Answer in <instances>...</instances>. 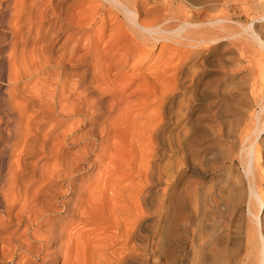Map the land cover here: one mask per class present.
Instances as JSON below:
<instances>
[{"label":"bare ground","instance_id":"6f19581e","mask_svg":"<svg viewBox=\"0 0 264 264\" xmlns=\"http://www.w3.org/2000/svg\"><path fill=\"white\" fill-rule=\"evenodd\" d=\"M236 6L251 14L244 25L234 19ZM263 15L264 0H0L2 264H159L151 258L156 250L175 264H264V60L248 47L261 42L252 21ZM153 49L155 60L142 67ZM132 56L137 69L121 84L118 68ZM236 56L257 73L246 82L253 107L243 112L219 87L239 68ZM33 76L40 78L31 83ZM133 79L152 86L151 99H132ZM72 114L74 134L88 125L74 135L75 157L57 153L56 162L40 166L41 125ZM235 161L243 220L230 175L225 190L212 179L202 191L199 180L187 178L219 175ZM78 164L106 171L81 186L88 200L74 197L69 217L53 218L70 208L62 197L80 186ZM37 177L44 187L29 193ZM201 191L209 211L194 227ZM13 225L22 226L20 236H2Z\"/></svg>","mask_w":264,"mask_h":264},{"label":"rangeland","instance_id":"374dc122","mask_svg":"<svg viewBox=\"0 0 264 264\" xmlns=\"http://www.w3.org/2000/svg\"><path fill=\"white\" fill-rule=\"evenodd\" d=\"M39 1H41V0H39ZM47 4H45V3H43V5L41 6L40 4L38 5V7H45ZM85 8V7H84ZM84 8H82V9H76L77 11H83V9ZM73 11V13H74V11L75 12H77L75 9H74V7H73V9H72ZM245 13H244V12ZM243 11H242V9H241V7H239V6H236L235 8H234V12H233V15H234V19H236L237 21L236 22H238V23H241V24H245L246 23V21L250 18V16H251V14H249L246 10H244L243 9ZM259 12H263V10L261 11H259ZM245 14V15H244ZM264 15H263V17H261V18H258L257 20L255 19L254 21H252V26L254 27V29L255 30H257V32H258V35H259V37H260V41L261 42H259V43H253V42H250V43H248V47H250V51H252V52H254L256 55H258V57H260V59H262V60H264V58H261V56H262V54H263V56H264ZM37 26L35 25L34 26V29L30 32V40H32V38L34 37V36H36L37 35V29L38 28H36ZM238 28V27H237ZM43 31H45V29L44 30H42V32ZM98 45H103V42L101 41V42H99V44ZM260 45V46H259ZM156 53H157V50L156 49H153L152 50V52H151V58L150 59H148V61L145 63H143V62H141V63H143L141 66L142 67H145V66H147V63L150 65L151 63H152V61H154L155 60V56H156ZM69 57V47H68V53H67V55H66V59ZM236 58L238 59L237 61L239 62V68L237 69V70H234L233 71V73L231 74V75H227V76H225L224 78H222L221 79V81H220V84H219V87H220V90H222V91H225V92H223L226 96H225V99H226V101L228 102V103H230L231 102V100H233L232 102H233V105L238 109V111L240 112V111H245V110H247V108L249 109V108H252L253 107V100L249 97V96H247V95H249L248 94V84L246 83V82H249L250 80H251V78L252 77H254V76H257V73H256V70H255V68L252 70V72H251V69H246L245 68V64L243 63V61L244 60H242V57H240V56H236ZM133 56L131 57V58H129V60H128V62H127V64H125L124 66H123V68H118V70H120L121 69V71L124 73V76L122 77L121 76V74L119 73V75H117L119 78V81L121 82V84H122V79L124 78V77H126V76H129V74L131 73V71L132 70H136L137 69V67L136 66H134V65H131L132 64V61H133ZM150 61V62H149ZM169 67H172V66H169ZM41 75H44V73H42ZM38 78H40V77H38ZM37 78V76H33V77H31V78H29L30 80V82L32 83L33 81H35V79H38ZM249 80V81H248ZM132 81V83H130V86L131 87H129V93L131 92V94H132V92L134 93V94H132V99L133 98H135L137 95V98L140 100V98L143 100V101H145V100H147V99H151V95L149 94L150 93V90L151 91H153V88H152V86H144L143 84H142V82L139 84V82H140V80H136V81H134V79L133 80H131ZM19 83H21L22 85H23V82L22 81H20ZM138 83V84H137ZM120 83H119V85H121ZM134 85V86H133ZM138 85H141V86H139L138 87ZM144 87V88H143ZM151 89H150V88ZM222 88V89H221ZM226 88V89H225ZM233 88V89H232ZM150 89V90H149ZM231 89V90H230ZM138 90V91H137ZM148 91V92H147ZM230 91V92H229ZM137 92V93H136ZM128 93V92H127ZM128 93V94H129ZM231 94V95H228V94ZM141 94V95H140ZM143 94H144V96H143ZM147 94V95H146ZM148 94H149V96H148ZM188 95V94H187ZM148 96V97H147ZM227 97V98H226ZM232 98V99H231ZM229 99H231V100H229ZM142 100H140V101H142ZM131 101V100H130ZM156 101V99H152V103L153 102H155ZM59 108V107H58ZM240 108V109H239ZM72 116V117H71ZM112 117V116H111ZM59 119H56V121H55V123L53 124L52 123V125H50V123L48 124L47 122L45 123V125L44 124H42L41 126H42V130L41 129H39V130H41L42 131V133H45L46 132V135H45V143H44V152H46L45 153V157H43L44 156V153H43V155H40V154H42V153H40V152H37V156H38V154H39V156L37 157L36 155V157H37V160H35V156L34 157H32L33 159H31V161L32 160H35L36 162H37V164H39L40 166H49V165H51V164H53V162L55 161L56 162V156L57 155H59V154H62V155H64V156H66L67 158H72V157H75V151L80 147L79 145V143H74V139L76 138L74 135H76V136H79V135H81L82 133H84L86 130V128H88V125H86V124H84V125H82V127L81 128H79V130L74 134V126L72 127L71 125H72V123L74 124V117H73V114L72 115H70V116H68L67 117V119L66 118H60V117H58ZM61 119H62V121H61ZM64 119V120H63ZM58 120V121H57ZM227 120H228V118L226 119V122H225V124L226 123H228L227 122ZM229 121V120H228ZM58 123V124H57ZM46 124H48V125H46ZM209 124H211L210 122H209ZM224 124V123H223ZM55 125V126H54ZM86 125V126H85ZM40 126V127H41ZM44 126V127H43ZM102 128V126L101 125H97L96 127L97 128H100V127ZM69 128V129H68ZM71 128V129H70ZM85 128V129H84ZM40 131V132H41ZM65 131V132H64ZM81 131H83L82 133H81ZM78 134V135H77ZM69 138V139H68ZM47 139V140H46ZM40 142V141H39ZM219 142V143H218ZM216 141V144H217V146L219 145V146H221V147H219V151H221L220 149H222V147H224V145L226 146L227 145V147L229 148V146H228V143H224V141H221V144H220V141ZM224 144H223V143ZM46 145V146H45ZM259 146H260V150H259V154H260V160H259V164H260V168H261V170H260V172H262L261 173V177H262V180H261V185L263 186L262 188H263V190H262V197H263V199H264V132L261 134V136H260V138H259ZM46 147V148H45ZM227 147L225 148V149H227ZM224 149V150H225ZM52 150V151H51ZM228 150V149H227ZM49 151V152H48ZM222 151H223V149H222ZM48 152V153H47ZM57 153H59V154H57ZM47 154V155H46ZM49 155V156H48ZM42 156V157H41ZM216 158H217V161H221L222 159L221 158H223V156H222V153H218V157L216 156ZM218 158L220 159V160H218ZM170 158L168 157L167 158V160H169ZM172 159V158H171ZM170 159V160H171ZM169 160V161H170ZM108 161V158H105V161H104V163H106ZM225 161V160H224ZM32 162H34V161H32ZM226 162V161H225ZM47 164V165H46ZM83 166V164H78V168L80 169H78V171L76 172V173H78L77 174V176H78V180L76 181V184H80V186H78V188L76 187L75 189H74V187L70 190V192L68 191V192H65V194H64V197H62L63 198V201H65V202H68V204L70 205V208H68V210H66V211H64V210H58L57 212H55V213H53V214H51L50 216H52L53 218H63V217H69L68 215H69V213H71V211H72V209H74V205H75V203H77L76 201H74V197H81V199L83 198V199H86V200H88L87 199V194H88V192H87V194H85L84 196H82L81 194H79V192H80V190H81V186L82 187H88L87 185H89L91 182L92 183H94L95 184V182L98 180L97 178H100L99 176H100V174H101V176L102 175H104L103 173H104V171H106V170H102L101 171V169H99L98 167H96V166H94V167H90V168H87L86 170H81V167ZM227 166H229V164L228 163H225V165H223V166H221V170L219 169V175H218V173H216V174H208V177H207V175H205V173H202V175L204 176L203 178H202V175H201V172L199 173V174H196V173H192V172H190V177H189V175H188V179L190 180V181H193V180H196V181H198L199 183L201 182L202 184H203V187H202V191L204 190H206L208 187H209V185H210V182L211 181H213V182H211V183H215L216 182V184L218 185V187L221 189V190H225L224 188V184H223V180L225 179V177L226 178H228L229 177V175H230V179L228 178V180L229 181H232V182H235V184H236V188H237V195H239L238 197H236V202H235V206H234V211H235V213H236V216L240 219V218H242V219H240V220H243V218L244 217H241L242 215L244 216V212H245V206H244V203L243 202H241L242 200H241V195H243V191H244V186H243V184H242V182L240 183V182H238L237 180H236V175L238 176V172L240 171L239 170V166H238V163H237V161H235V163L233 164V166L232 167H227ZM76 167V168H77ZM104 167V166H103ZM229 168V170H227V169ZM232 168V169H231ZM77 170V169H76ZM235 173V174H234ZM119 174V173H118ZM241 174V173H240ZM214 175V176H213ZM218 175V176H217ZM80 176V177H79ZM210 176H212V177H210ZM228 176V177H227ZM210 177V178H209ZM124 177L122 176V179H123ZM213 179V180H212ZM72 180H73V182H74V178H72ZM201 180V181H200ZM203 180V181H202ZM209 180V181H208ZM236 180V181H235ZM35 182H31V183H29L28 184V186H27V190H32V191H30L29 190V193H33V192H35L36 190H39V189H43V187H44V182H45V178L44 177H37V179L35 178V180H34ZM43 181V182H42ZM39 182V183H38ZM34 183V184H33ZM88 183V184H87ZM200 183V184H201ZM163 186V185H162ZM165 186V185H164ZM163 186V187H164ZM240 187V188H239ZM90 188H92V186H90ZM202 191L201 192H199L200 194H199V197H198V200L196 201V208H197V211L194 213V215H192V218H193V223H194V227H199L201 224H202V221L203 220H206V216L208 215V207H207V202H206V200H205V197H204V195H203V193H202ZM89 195V194H88ZM203 196V197H202ZM86 197V198H85ZM90 198V197H89ZM240 198V199H239ZM85 200V201H86ZM238 200V201H237ZM84 201V200H83ZM203 201H205V202H203ZM206 205H204V204ZM194 205V206H195ZM238 205V206H237ZM71 206H73L72 208H71ZM237 206V207H236ZM58 207H59V205H58ZM207 210H206V209ZM59 209H61V206H60V208ZM199 209V210H198ZM206 211V212H205ZM261 212H263V215L262 216H264V208L262 207L261 208ZM205 216V217H204ZM202 218V219H201ZM216 218H220V217H216ZM196 219V220H195ZM199 219V220H198ZM215 219V218H214ZM217 219V220H218ZM216 220V219H215ZM102 223H100V224H98V226L99 227H101V225H105V222H103V221H101ZM240 222H242V221H240ZM239 222V223H240ZM157 226H158V224H157ZM19 227V228H18ZM112 228H114L115 229V227H113V226H111V228H110V230L112 229ZM114 229H112L111 231H113ZM69 230V228H67L65 231H68ZM13 231V232H12ZM22 231V226H12V229L9 231H5V232H3V235L2 236H5L6 237V234L7 233H9V234H12V236L14 237V236H20V233H22L21 232ZM97 231V230H96ZM69 232V231H68ZM5 233V234H4ZM156 233V232H155ZM9 234H7V235H9ZM152 236H155V239L157 238L158 239V233H156V234H152ZM239 237H241V236H239ZM156 239V240H157ZM36 241H31V240H28L27 241V243L28 244H30L31 246L33 245H36L38 242H36ZM33 243V244H32ZM156 252H158L157 250L156 251H154V253H153V255H151V258L152 257H154V259H155V261H157V262H159V264H175V263H173V261H171L170 260V257L169 256H167V254L165 253V255H164V253H162L161 251H159L158 253H156ZM161 252V253H160ZM155 255L157 256V257H155ZM168 258V259H167ZM153 259V258H152ZM4 260H6V258H3V259H0V264H2L3 263V261ZM161 261V262H160ZM30 264V263H29ZM54 264H60V258L58 259V260H56L55 261V263ZM178 264H180V262L178 263Z\"/></svg>","mask_w":264,"mask_h":264}]
</instances>
